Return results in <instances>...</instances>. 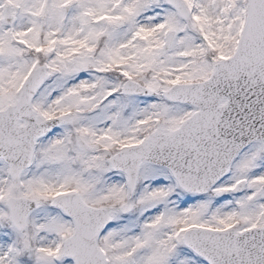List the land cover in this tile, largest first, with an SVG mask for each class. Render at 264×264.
<instances>
[{
  "label": "snow or ice",
  "instance_id": "1",
  "mask_svg": "<svg viewBox=\"0 0 264 264\" xmlns=\"http://www.w3.org/2000/svg\"><path fill=\"white\" fill-rule=\"evenodd\" d=\"M0 264H264V0H0Z\"/></svg>",
  "mask_w": 264,
  "mask_h": 264
}]
</instances>
